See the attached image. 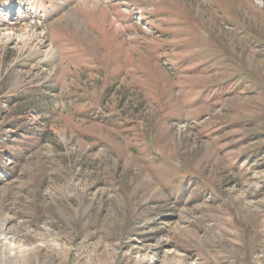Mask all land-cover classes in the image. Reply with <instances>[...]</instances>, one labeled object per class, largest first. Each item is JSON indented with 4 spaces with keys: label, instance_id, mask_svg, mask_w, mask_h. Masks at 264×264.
<instances>
[{
    "label": "rangeland",
    "instance_id": "rangeland-1",
    "mask_svg": "<svg viewBox=\"0 0 264 264\" xmlns=\"http://www.w3.org/2000/svg\"><path fill=\"white\" fill-rule=\"evenodd\" d=\"M0 239L264 264V0H0Z\"/></svg>",
    "mask_w": 264,
    "mask_h": 264
},
{
    "label": "bare ground",
    "instance_id": "bare-ground-1",
    "mask_svg": "<svg viewBox=\"0 0 264 264\" xmlns=\"http://www.w3.org/2000/svg\"><path fill=\"white\" fill-rule=\"evenodd\" d=\"M6 231H8V229ZM2 244H3V241H2V239H0V245H2ZM0 259H1V256H0Z\"/></svg>",
    "mask_w": 264,
    "mask_h": 264
}]
</instances>
